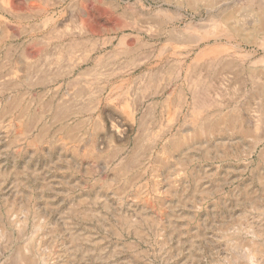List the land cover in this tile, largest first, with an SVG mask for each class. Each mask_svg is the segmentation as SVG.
Listing matches in <instances>:
<instances>
[{
    "label": "rangeland",
    "instance_id": "1",
    "mask_svg": "<svg viewBox=\"0 0 264 264\" xmlns=\"http://www.w3.org/2000/svg\"><path fill=\"white\" fill-rule=\"evenodd\" d=\"M188 1L0 0L1 264H264V0Z\"/></svg>",
    "mask_w": 264,
    "mask_h": 264
},
{
    "label": "bare ground",
    "instance_id": "2",
    "mask_svg": "<svg viewBox=\"0 0 264 264\" xmlns=\"http://www.w3.org/2000/svg\"><path fill=\"white\" fill-rule=\"evenodd\" d=\"M8 1L9 0H7V3H8ZM189 1H191V2H194V1H197V0H189ZM188 1V2H189ZM106 5V4H105ZM2 6V5H1ZM111 7V6H110ZM5 8V7H4ZM6 9V8H5ZM137 9V8H136ZM7 10V9H6ZM10 12V11H9ZM234 12V11H233ZM12 13V12H11ZM251 15V14H250ZM127 16V15H126ZM253 16H255V23H256V25L253 27V28H248V27H245V29L247 30L245 33L246 34H248V36L247 37H249V36H251L252 34H254V32H256V31H260V32H264V21L263 20H261V18L259 17V16H257L256 14H254ZM123 18H124V16H123ZM127 18V17H126ZM235 17H234V14H232V13H228L227 15H224V16H221L220 18H217L215 21H214V26H217V27H222V28H227L228 29V27H230L231 28V24H230V21L232 20V19H234ZM136 21V20H135ZM132 25H133V23H132ZM244 26V25H243ZM233 28V27H232ZM12 35V34H11ZM175 36H177L176 35V33L174 34ZM173 35V36H174ZM172 36V35H171ZM174 36V37H175ZM179 37H180V35H179ZM181 40V39H180ZM186 41V40H185ZM263 43H264V40H263ZM224 46L225 45H223L222 43H219L218 45H217V47H216V51L217 52H219V51H222L223 50V48H224ZM210 51V50H209ZM216 52V53H217ZM10 53V52H9ZM215 53V54H216ZM204 54H206V53H203L202 55H204ZM229 64V63H228ZM158 70V69H157ZM254 70V69H253ZM252 69H250V73H252L253 74V71ZM262 70V69H261ZM157 72V71H156ZM256 73H257V71H256ZM260 73V72H259ZM32 74H33V72H32ZM250 75V74H249ZM258 75V74H257ZM31 76H33V75H31ZM143 76V75H142ZM259 76V75H258ZM261 76L263 77V75L261 74ZM257 77V76H256ZM156 79V78H155ZM41 80V79H40ZM257 82V81H256ZM151 83V82H150ZM261 83V82H260ZM32 84V83H31ZM258 84V83H257ZM198 88V87H197ZM184 88H182V90H183ZM184 91V90H183ZM259 91V90H258ZM183 95H184V93H183ZM189 96H190V94H188ZM188 96V97H189ZM192 96V95H191ZM138 97L140 98V95H138ZM190 98V97H189ZM137 99H135V101H136ZM139 100V99H138ZM136 103H138V101L136 102ZM135 103V104H136ZM156 104V103H155ZM154 108V107H153ZM169 114H173V113H171V112H169ZM263 118V117H262ZM27 122V121H26ZM29 124H30V122H28ZM25 126H26V124H25ZM24 126V127H25ZM33 127V126H32ZM30 128V127H29ZM25 129V131H26V129H27V127L26 128H24ZM28 130H30V129H28ZM204 132H209L210 130L209 129H204L203 130ZM263 131V130H262ZM21 133L23 132V131H20ZM183 141V140H182ZM125 167V166H124ZM6 206L8 207V205L6 204ZM24 209H25V207H24ZM10 210H12V208L10 209ZM9 213V212H8ZM4 225V224H3ZM5 226V225H4ZM3 231V230H2ZM4 232H5V230H4ZM0 235H2V233L0 234ZM250 245V244H249ZM251 246V245H250ZM249 246V247H250ZM248 247V251H247V254H246V256L249 258V259H253V257L254 256H256L255 254H259L260 252V249H258V248H256L255 246H251L250 248ZM28 251H29V247L28 246H26V247H24L23 248V252H22V255L20 254V257H19V259H22V261H23V263L24 264H34V260L32 261V259H31V257H29V256H27L26 254L28 253ZM30 252V251H29ZM34 252V251H33ZM264 253V252H263ZM31 256V255H30ZM34 258V257H33ZM38 260V259H37ZM43 260V259H42ZM1 264V263H0ZM4 264H18V263H16V262H13V261H11V262H8V263H4Z\"/></svg>",
    "mask_w": 264,
    "mask_h": 264
}]
</instances>
